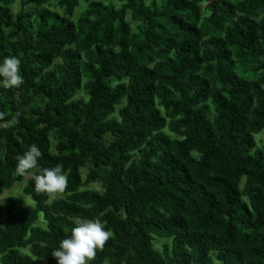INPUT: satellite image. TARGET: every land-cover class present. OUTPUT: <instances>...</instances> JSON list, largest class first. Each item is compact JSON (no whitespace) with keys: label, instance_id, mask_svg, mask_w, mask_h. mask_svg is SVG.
Instances as JSON below:
<instances>
[{"label":"trees","instance_id":"obj_1","mask_svg":"<svg viewBox=\"0 0 264 264\" xmlns=\"http://www.w3.org/2000/svg\"><path fill=\"white\" fill-rule=\"evenodd\" d=\"M16 1L0 0V60L23 76L0 87V195L17 156H42L34 204L0 199V264H57L93 218L111 236L91 264H264V0ZM57 164L65 190L37 192Z\"/></svg>","mask_w":264,"mask_h":264},{"label":"clouds","instance_id":"obj_2","mask_svg":"<svg viewBox=\"0 0 264 264\" xmlns=\"http://www.w3.org/2000/svg\"><path fill=\"white\" fill-rule=\"evenodd\" d=\"M18 57L9 55L0 60V87L13 88L23 83ZM42 153L36 144H32L22 155L17 156L15 174L24 176L36 168ZM37 192L62 193L68 182L62 164L43 168L33 177ZM71 233L52 249L51 256L57 264H91L97 249H102L111 236V230L99 218L76 219Z\"/></svg>","mask_w":264,"mask_h":264},{"label":"rangeland","instance_id":"obj_3","mask_svg":"<svg viewBox=\"0 0 264 264\" xmlns=\"http://www.w3.org/2000/svg\"><path fill=\"white\" fill-rule=\"evenodd\" d=\"M112 1L116 2V0H112ZM11 7H12L14 12L18 11L20 9V7H21L20 1L17 0L16 2H14L11 5ZM82 9H84L83 6L77 10L75 15L78 16L79 12ZM80 94L83 95L82 92ZM255 139H256V142H257L258 146L262 145L264 143V130H262L259 133H257L255 135ZM87 171H88V168H85L84 171H83L84 175L86 174ZM32 173H33V169H31L27 174H25V177H24V179L21 182H16L13 185L12 188L6 190L3 194H1L0 195V199L4 200L7 196L12 195V196L20 197L24 201L25 205L34 204V201H33L32 197L27 195L24 192V186L26 185L28 179L31 177ZM90 187L96 188V189H101V186H100V184L98 182L91 184ZM36 223L44 225V226L46 225L44 220H43V214L42 213H39V218H38ZM164 241H167V240H163V239L157 238L156 244H157V248L158 249H162V245H163ZM37 264H45V261L44 260H37Z\"/></svg>","mask_w":264,"mask_h":264}]
</instances>
